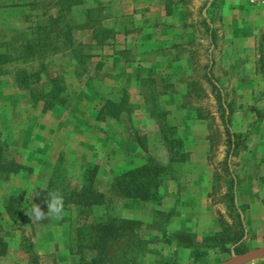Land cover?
<instances>
[{
    "label": "rangeland",
    "instance_id": "rangeland-1",
    "mask_svg": "<svg viewBox=\"0 0 264 264\" xmlns=\"http://www.w3.org/2000/svg\"><path fill=\"white\" fill-rule=\"evenodd\" d=\"M81 1L71 11H63V18L56 23L54 17L66 5L64 2L0 0V52L19 56L25 39L35 38L38 24H50L55 30L44 41L45 71L33 88H20L15 79L21 76V69L34 72L39 67L38 59L16 58L0 64V159L5 164L11 161L21 165L17 171L0 169V223L8 243L0 264H32L30 243L39 264H79L75 208L64 210L59 219L36 221L26 215L36 204L35 189L45 186L59 156L64 158L73 182L80 180L84 168L97 165L95 186L103 191L110 187L116 173L141 161L145 152L132 140L138 136L145 137L148 152L167 162L157 123L143 96L148 87L129 81L122 71V62L134 56L130 47L133 36L142 32L133 31L127 40L121 31H106L123 22L131 26L130 16L119 14L130 6L122 1L109 5L102 0ZM206 1H192L191 24L198 30H193L187 47L191 69L172 78V68L167 67L170 78L163 81L168 84L163 91L170 92L164 94L162 74L146 76L156 81L160 106L168 112L166 119L177 127L187 159L176 167V180L166 182L161 204L128 199L113 207L112 213L117 216L139 219V235L148 241L144 245L148 251L136 254L132 264H220L238 254L235 245L229 253L210 248L195 260L188 249L175 245V237H171V243L164 242L166 237L157 228L168 233L185 229L201 241L220 230L221 219L232 222L223 198L229 178L234 179L236 203L243 207L244 235L240 243L247 250L264 245V50L261 45L257 47L261 54L256 56L257 62L222 57V45H217L222 31L219 27L217 32L215 27L220 6L218 0H208L204 9ZM245 3L253 9L264 8ZM91 21L95 22L97 39L89 27ZM66 26L73 47L56 37L58 28ZM46 74L59 77L65 84V102L45 109L42 99L31 98V91L48 89ZM216 91L221 95L224 117L229 105L234 109L229 121L221 117ZM124 95L130 104L128 111L118 118H98L106 99L117 101ZM195 109L204 118H197ZM227 129L232 140L246 136L235 152H227ZM225 159L230 173L224 170ZM13 193L23 194L17 220L5 210L7 197ZM255 196L257 202L251 205L248 200ZM94 211L100 214L99 208ZM244 264H264V256Z\"/></svg>",
    "mask_w": 264,
    "mask_h": 264
},
{
    "label": "trees",
    "instance_id": "trees-1",
    "mask_svg": "<svg viewBox=\"0 0 264 264\" xmlns=\"http://www.w3.org/2000/svg\"><path fill=\"white\" fill-rule=\"evenodd\" d=\"M57 3L64 2L59 8L58 15L54 17V22H58L63 17V11L69 12L71 8L81 0H56ZM88 13V11H87ZM100 21V20H99ZM101 22V21H100ZM99 23V22H98ZM67 25V24H66ZM95 22H89V27L93 30V37L98 38L97 31L94 27ZM67 27V26H66ZM50 24H38L36 26L35 38L25 39L21 50L18 49L19 56L15 57L11 52H0V64L13 61L16 58L38 59L39 67L32 73L21 69V76L16 77V81L20 88L32 87L33 83L41 81V74L45 71L43 59L46 56L45 39L50 38L52 32ZM113 28L106 31L109 32ZM54 30V29H53ZM55 31V30H54ZM56 37L61 39V42L67 44L68 47H73V42L70 37V31L58 28ZM73 49V48H72ZM50 74H46L45 82L48 84L46 91H31V98L34 100L42 99L44 107L53 106L55 103L63 104L65 102V84L60 78ZM162 92L168 87V84L163 82L170 78L166 73L162 74ZM143 86L148 87V90L143 94L145 102L148 105L150 115L157 123L160 142L165 149L167 162L162 163L151 152H148V146L145 142V137L138 136L132 139L138 146L144 150L141 155V161L129 168H125L116 173L110 187L103 191L95 186V178L97 175L98 166H88L83 169L79 181L73 182L69 176L68 167L62 156H59L51 169L48 180L43 187L35 189L33 201L40 205L41 209L47 213L46 199L48 193L58 190L64 198V210L75 208L79 225L75 231L76 243L79 253V264H132L136 259V254L145 253L146 239L139 235L141 221L133 218H123L112 213L115 204L128 199H137L143 202L161 204L164 197V188L169 180H176V167L187 159V154L184 150V141L178 133L177 127L166 119L168 112L162 109L159 102L160 92L156 91V81L152 77H142L138 79ZM190 84H193L191 82ZM215 88V86H214ZM217 101L221 110L223 120H230V114L234 111L231 105L228 106L229 112L226 117L223 102L219 91H216ZM129 101L127 97L122 96L119 100L114 101L106 99L98 110V118L108 116L118 118L122 112L129 110ZM197 118H204L199 109H195ZM136 130V129H135ZM229 134V148L227 152H235L238 144L246 139L243 135L240 140H232ZM1 157V154H0ZM7 164V166H5ZM0 159V169L3 171H17L21 165L16 162H7ZM224 170L230 173V167L227 159L224 160ZM228 189L224 193L223 198L227 204L229 215L232 222L224 219L220 220V230L205 236L201 241L196 239L194 233L185 229H177L174 232L168 233L166 229L162 230L163 237H166L164 242L171 243V237H175V245L188 249L189 254L194 256L196 260L198 255L206 253L210 248H217L223 252L229 253L230 247L234 246L236 253H241L247 250L240 243L244 235L243 226V207L236 203V193L234 192V179L229 178ZM23 194H10L7 197L5 205L6 213L17 220L19 211L22 207ZM100 209V214L95 213V209ZM32 252V264H39L38 255L33 251L32 243L29 244ZM204 249L203 252L200 250ZM8 243L2 235V225L0 223V258L7 253Z\"/></svg>",
    "mask_w": 264,
    "mask_h": 264
},
{
    "label": "crops",
    "instance_id": "crops-1",
    "mask_svg": "<svg viewBox=\"0 0 264 264\" xmlns=\"http://www.w3.org/2000/svg\"><path fill=\"white\" fill-rule=\"evenodd\" d=\"M102 1L105 5L122 1L130 6V10L121 11L119 14L123 17L130 16L131 26L126 22L118 27L112 26L113 29L121 31L127 40H130L133 31L142 32L132 35L130 47L133 58L122 62V71L126 72L129 81L137 82L138 79L149 75L156 77L158 74H164L169 66L172 68V78L179 75L177 72L181 75L191 69L192 59L187 47L191 45L189 37L193 30H198L191 24L193 0ZM206 2L204 9L209 5L208 0ZM218 5L220 7L215 27L217 32L220 28L222 31V40L217 42L218 46L222 45V57L231 56L235 60L242 57L240 61L245 63L257 62L256 56L261 55L257 47L261 45L264 50V8L253 9L245 0H218ZM204 9L202 13L204 12L205 17ZM208 25L205 26L206 29L209 28ZM262 53L264 54V51ZM243 85L242 87L246 88L247 84ZM174 108L182 109L180 106ZM254 158H257V153ZM129 167L131 166L127 168ZM256 199L255 196L252 201H248L252 205L257 202Z\"/></svg>",
    "mask_w": 264,
    "mask_h": 264
},
{
    "label": "clouds",
    "instance_id": "clouds-1",
    "mask_svg": "<svg viewBox=\"0 0 264 264\" xmlns=\"http://www.w3.org/2000/svg\"><path fill=\"white\" fill-rule=\"evenodd\" d=\"M46 204L47 214L41 209L40 205L33 204L32 208L26 213V215L36 221H42L48 218H62L65 202L63 195L58 190L48 193Z\"/></svg>",
    "mask_w": 264,
    "mask_h": 264
},
{
    "label": "water",
    "instance_id": "water-1",
    "mask_svg": "<svg viewBox=\"0 0 264 264\" xmlns=\"http://www.w3.org/2000/svg\"><path fill=\"white\" fill-rule=\"evenodd\" d=\"M264 256V245L249 249L245 252L234 254L224 262L220 264H244L251 260Z\"/></svg>",
    "mask_w": 264,
    "mask_h": 264
},
{
    "label": "built area",
    "instance_id": "built-area-1",
    "mask_svg": "<svg viewBox=\"0 0 264 264\" xmlns=\"http://www.w3.org/2000/svg\"><path fill=\"white\" fill-rule=\"evenodd\" d=\"M245 1L252 6H258V5L264 6V0H245Z\"/></svg>",
    "mask_w": 264,
    "mask_h": 264
}]
</instances>
